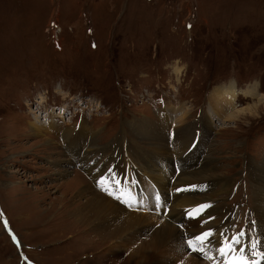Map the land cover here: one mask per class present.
<instances>
[{"label": "rangeland", "instance_id": "rangeland-1", "mask_svg": "<svg viewBox=\"0 0 264 264\" xmlns=\"http://www.w3.org/2000/svg\"><path fill=\"white\" fill-rule=\"evenodd\" d=\"M225 88L235 92V109L257 105L258 113L219 119L209 97ZM37 120L55 128L46 134ZM144 122L160 125L170 148L178 125L196 128L201 139L193 135L187 147L197 143L200 163L212 158L223 168L221 180L230 179L226 192L208 201L226 210L212 219V237H221L226 221V235L245 231L256 242V233L263 239L257 253L264 250L250 182L252 165L264 163V0H0V264H129L123 256L114 263L109 245L83 238L58 210L70 188L82 180L92 186L68 150L72 129L83 124L98 146L116 150L89 154L96 162L118 152L135 163L148 146L140 148L130 129ZM81 144L90 150L91 143ZM175 156L153 158L176 172L174 162L185 161ZM146 182L134 197L152 194L155 203ZM220 188L215 183L198 197Z\"/></svg>", "mask_w": 264, "mask_h": 264}, {"label": "bare ground", "instance_id": "bare-ground-1", "mask_svg": "<svg viewBox=\"0 0 264 264\" xmlns=\"http://www.w3.org/2000/svg\"><path fill=\"white\" fill-rule=\"evenodd\" d=\"M255 94V89H252L248 95L255 97ZM234 95V90L230 88L216 89L210 95L209 103L219 119L240 121L258 113L257 105L235 109L232 100ZM181 114L178 118L179 124L183 123V119L187 116L186 112L182 111ZM41 123L40 120H37L41 131L46 134L49 127L50 129L55 128L54 124H48L42 129ZM142 124L143 128H138L133 124V130L130 129V135L140 148L143 147V144L148 146L146 148L148 151L144 153L137 151L134 158L135 163L127 160L128 153L124 156L118 152L107 163H99L100 160L96 162V156L90 158L89 154L105 153L104 155H108L112 153V150L98 146L96 134L90 133L83 124L76 132L72 129L74 135L68 144V150L72 156L76 157L78 164L82 165L83 169L86 167V172L92 179H90L92 186L82 180L81 185L74 188L75 190L72 191L70 188L69 192L62 197L58 213L66 214L65 220L71 222V229L81 227L83 238L94 237V241L97 243L109 245L106 256L111 257L114 263L118 258L122 259L123 256L128 258L129 264H225V258L218 251L220 247L218 241L221 237L213 238L211 236V242L204 244L203 250L198 251H193V248L199 249L200 242L195 241L193 247L189 248V241L203 232L212 231V226L215 224L212 219L226 213L225 209H217L213 203L208 201H213L215 195L225 193L230 186V179L221 180V178H225L221 173L223 168L213 167L215 161L212 158L207 157L202 164L200 163L203 152L199 147H187L189 139L191 145L193 135L199 140L201 139L196 134L197 132H194L196 128L192 130L188 128V132H184L178 125L176 137L172 139L170 148L168 147V137L161 134L163 129L160 125L148 126L146 122ZM38 126L32 125V129L37 131L40 129ZM84 133V138H81L80 136ZM81 142H85L86 148H88L87 143H91L90 150L83 151ZM184 153L186 156L182 159ZM157 154H162L165 157H172L174 154L175 157H179L185 162H174L177 165V170L174 172L172 163L153 158ZM64 162L68 164L67 166L71 164L66 159ZM129 166H133V169H130ZM252 168L250 182L256 203L255 210L259 212V225L255 228L256 230L262 228L261 224L264 225V163L259 166L253 164ZM65 171L59 173L61 179L67 175ZM144 179L150 183L149 185L156 193L154 194L155 203L150 202L149 198L152 194L144 195L143 200L140 198L137 200L134 197L135 186L145 188L146 181L144 182ZM215 183L221 187V190L202 198L198 197ZM160 190L164 191L160 192ZM202 204H208L210 207L198 210V206ZM142 207L150 210L155 207L158 211L156 214L150 215L147 212H142ZM162 207H168L169 211L166 209L165 212L162 211ZM176 213L182 215L176 217ZM189 213L192 215L190 216ZM189 223L192 226L186 227ZM224 223L225 233L227 230L230 231L232 225L226 221ZM179 227H182L184 232H180ZM253 235L256 236V242L262 245L263 239L259 241L256 233ZM227 237L229 236L227 235ZM251 241L252 239L246 234L241 242Z\"/></svg>", "mask_w": 264, "mask_h": 264}, {"label": "snow or ice", "instance_id": "snow-or-ice-1", "mask_svg": "<svg viewBox=\"0 0 264 264\" xmlns=\"http://www.w3.org/2000/svg\"><path fill=\"white\" fill-rule=\"evenodd\" d=\"M105 191H107V189H105ZM178 191L180 190L178 189ZM208 207H210V205L202 204L198 206V210L207 209ZM189 215L191 216L192 214L189 213ZM245 235V231L234 233L231 237H227L226 233H221V239L218 241L220 244L218 251L220 255L225 258V264H257L256 261H251L246 257V248H250L253 254H258L260 259L264 260V250L257 253V243L255 241L242 244L241 241ZM211 236V230L203 232L200 235L195 236L193 240L189 241V247H193L194 242L199 241V249L193 248V251L203 250L204 244L211 242ZM13 239L15 238L13 237Z\"/></svg>", "mask_w": 264, "mask_h": 264}]
</instances>
